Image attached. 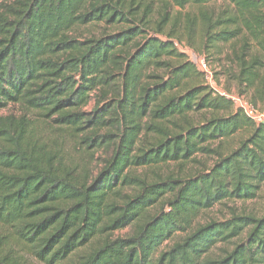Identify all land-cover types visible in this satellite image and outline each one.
<instances>
[{
  "label": "trees",
  "instance_id": "obj_1",
  "mask_svg": "<svg viewBox=\"0 0 264 264\" xmlns=\"http://www.w3.org/2000/svg\"><path fill=\"white\" fill-rule=\"evenodd\" d=\"M181 44L264 113V0H0V264H264V216L198 222L257 197L264 124Z\"/></svg>",
  "mask_w": 264,
  "mask_h": 264
},
{
  "label": "rangeland",
  "instance_id": "obj_2",
  "mask_svg": "<svg viewBox=\"0 0 264 264\" xmlns=\"http://www.w3.org/2000/svg\"><path fill=\"white\" fill-rule=\"evenodd\" d=\"M91 31L100 32L101 28L87 27V28H82L79 30V32L83 34H88ZM177 48L180 51L184 52L188 56L189 60L194 64H195V58L203 57L207 61L210 67V71L212 72V75L214 78L215 89L218 90L219 92H225L229 95H236L234 93L233 85L228 83V81L226 80V77L223 75L222 71L220 70L221 69L220 66L222 65V63L219 62L218 59L220 58L221 60H223V55L227 52L226 47L222 48V51H223L222 56H217L215 53H207L206 55H198V54L193 53L183 44L178 45ZM240 97H242L243 99L249 102V98L247 95L240 96ZM90 108H91V105L88 106L87 111ZM18 111H19L18 107H8L7 109L0 111V115L4 116L8 114H18ZM240 138H241V134L239 133L235 135L233 138H231L230 140L225 141L221 146L223 151L227 153L230 149L234 148ZM65 151L67 154H71V157H73L75 160H86V162H89L92 172L96 170V167L98 168L100 166V156H101L100 153H95L94 157L92 156L88 157L86 156L85 152H83L81 149L75 148L71 143H65ZM197 159L198 161L202 163V165H197L196 163L190 164L189 166L185 168L187 172L189 171L194 172L198 169L200 170L205 169L208 166H210L214 161V158L205 157V156H198ZM162 169H163V172H165V170H168V169L177 170L178 167L175 165H171L168 168L164 167ZM232 212H247V213L255 214L257 216H264V184L260 192L258 193L257 197L254 200H251L245 203L230 201L228 203L215 205L213 208H211L207 212L202 213L198 219V222L205 223L209 220H224V219L229 218L230 213ZM129 230L130 229L127 228L121 232H117L115 236H118V235L123 236L127 234ZM169 245H171V242L164 244L162 247H160L159 250L160 251L165 250L167 249ZM218 247L231 248L232 244L231 245H218ZM29 264H41V263L37 261H31L29 262Z\"/></svg>",
  "mask_w": 264,
  "mask_h": 264
},
{
  "label": "built area",
  "instance_id": "obj_3",
  "mask_svg": "<svg viewBox=\"0 0 264 264\" xmlns=\"http://www.w3.org/2000/svg\"><path fill=\"white\" fill-rule=\"evenodd\" d=\"M195 65L197 69L203 74L205 83L214 89L217 93L225 96L226 98L230 99L234 106L240 109L244 115L253 121L255 124H264V113L259 110V108L250 104L247 100L243 99L240 96L236 95H229L225 92H219L214 87V78L212 72L210 71V67L207 61L203 57L195 58Z\"/></svg>",
  "mask_w": 264,
  "mask_h": 264
}]
</instances>
